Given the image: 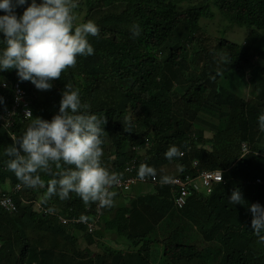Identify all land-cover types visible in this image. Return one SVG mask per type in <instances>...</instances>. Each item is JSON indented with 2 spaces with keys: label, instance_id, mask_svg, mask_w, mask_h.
Returning a JSON list of instances; mask_svg holds the SVG:
<instances>
[{
  "label": "trees",
  "instance_id": "trees-1",
  "mask_svg": "<svg viewBox=\"0 0 264 264\" xmlns=\"http://www.w3.org/2000/svg\"><path fill=\"white\" fill-rule=\"evenodd\" d=\"M190 3L192 0H78V7L73 10L74 16H82L79 22H76L75 19V25L92 21L99 31L96 36L88 38L94 48V54L77 57L82 62L83 69L70 73L68 75L69 83L74 89L79 90L81 102L87 106L81 108L82 113L96 114L107 120L104 126L105 133L102 137L101 165L103 166V160L107 153L112 155L111 157L114 159L112 169L115 176L124 171L128 162H132L135 157L134 146L149 147L147 160L137 163L135 173L138 176H140L141 166H144V176L156 175L162 181L163 177L160 173L162 167L168 164L173 165V163L177 164V167L180 166L182 172L192 173L190 164L194 158L202 162L201 168L219 169L218 160H210L209 157L203 160L205 153L200 157L196 152H205L198 149L199 143L207 145L210 142L212 144L210 153L215 159L226 157L222 152L224 138L220 142H211L212 140H204L203 131H198V136L195 133L192 135L191 131L194 124H202L206 121V114H210L211 117L216 112L227 109L218 116L224 120L230 115V110L236 106L235 100L230 96L227 97V101L223 99L224 96H227L228 90L220 83L218 84L221 74H217L222 64L226 66V70L230 71L235 68L238 72H243L245 66H250V71L253 74L252 85L260 91L259 105L255 104L252 110L248 109L249 103H242L243 115L237 129V132L241 133L239 148L243 142L251 140L249 139L251 125L254 130H257L259 136L264 137V132L259 130L257 119L258 115L264 112V62L262 61L264 60V48L256 46L261 38L264 42V0H199L196 4ZM185 4L190 5L185 6ZM29 5L16 8V14L22 15ZM84 10L85 14H83ZM215 11H218L222 21L231 27L238 26L248 29L249 33L244 43L221 38L213 50H209L204 46L205 44L203 45L202 36L199 35V32L202 31L201 21L214 19ZM4 14L0 12V15ZM134 26H138L136 30L139 35L134 34ZM3 39V35L0 34V40ZM193 42L199 44V52L195 53L193 58H189V48ZM3 47L4 45L0 43V48ZM255 56L256 63L253 60ZM203 59L206 60L205 73L198 80L195 79L189 83L185 79L186 73H189L194 65L199 67L198 64ZM0 79L9 85L8 89H3L0 85V97L4 98V102L0 103V112L5 106V99L13 94L12 88L16 82H20L25 88H35L30 81L21 82L17 77L16 70L0 72ZM260 79L261 84L258 83ZM211 80L216 82L217 86L214 88L213 99L204 103L208 112L203 113V117L198 120L196 114L193 116L188 114L186 117L189 119L178 117L175 103L172 100V97L176 95V93L174 94L175 87L186 84L187 88L184 95L181 96V100L190 106L198 99L199 95H203L209 90L208 82ZM104 84H115L119 87L118 90L125 98L127 110L130 112L129 120L116 109L108 106L97 107L93 102L95 95L101 97L102 93L97 88L102 89ZM88 94H91V97ZM60 101L61 99L47 105L44 100L39 99L33 105V119L40 118L51 121L59 113ZM33 119L13 127L11 133L0 127V185L6 184L8 181L13 186L22 184L15 173L7 167L10 157L6 150L23 135ZM211 125L218 134L231 127L214 121ZM11 134H14L15 137L13 138ZM190 144L194 146L195 152L191 153L192 158L189 162L186 161V158L191 154L185 158L174 157L171 160L165 157L170 146L174 145L178 149L181 146L179 149L181 151ZM227 158L224 165L228 168L235 163L238 167L241 165L247 167L250 163H256L259 166L262 170L261 178L255 179L254 184L259 195L258 202H262V198H264V150L251 145V153L244 159L239 160V156ZM61 164L62 162H60V167L56 166V169L52 170L49 182L52 179H58L59 174L71 166L64 164L62 166ZM53 165L56 164L50 163L51 167ZM147 169H152V172L149 173ZM46 170L34 175L38 174L41 179H46ZM258 179H261L262 184L256 183ZM49 182H46L42 190L37 187L28 188L22 184V191L11 195L19 207L18 213L7 214L0 208V262H5L6 256L15 250V238L20 234V228L23 226L62 236L72 244L77 242L74 236L75 231H83V237L87 244H93V239L99 243L102 239L110 238L117 245L126 244L132 250H137L135 252L140 261L138 260L136 264L153 262L152 259L156 257L153 249L155 244H161L160 258H162V262L169 264L202 260L203 256L205 261L209 258L207 252L210 246H205L206 249H204L205 247L201 248V246L192 243H184L174 232L169 233L168 237L166 233V237L162 239L150 236L149 232L145 231L147 230L145 227L150 223L143 222L144 220L140 221L144 217L139 220L143 231L136 230L135 226L138 224V220L135 221V219L138 218L137 214L142 213L138 202L132 201L126 205H120L119 202L114 203L113 201L110 206H106L100 216V228L93 235L88 234L84 226L75 229L62 224L58 218L43 216L40 211L35 209L34 204L25 207L22 205L23 199L30 202L41 201L47 209L69 212L72 216L88 219L96 217V202L85 203L74 192L70 193L66 199H61L58 195L46 197L45 193ZM228 189L230 190L225 191L223 188L219 195L231 192L233 187ZM154 194L146 199L166 198L169 195L173 198L169 185L156 186ZM121 195L118 193L115 194V197L120 198ZM1 196L2 193H0ZM212 196L193 195L187 206L181 211H185L190 205L196 206L199 203L208 205L209 210L201 212V215L196 213L193 219L198 220L202 216L203 218L199 222L207 225L208 218L213 215L214 211L213 204L208 202ZM150 213L148 212V215ZM242 225V223L240 225L226 224L225 237L231 245L237 243L239 239L246 242L245 249L240 251L230 245L228 247L224 244L222 247L216 245L219 250L212 253L211 257L218 259V255H222L221 264H264V244L258 241L253 229H245ZM203 236L210 241L213 239L209 233H205ZM23 240L25 241V239ZM120 252H111L105 247L104 252L98 255L103 256L99 257L102 263L108 264L106 258L113 257ZM30 255L31 248L26 246L22 250L17 264H39L31 259ZM89 264H94V262Z\"/></svg>",
  "mask_w": 264,
  "mask_h": 264
},
{
  "label": "clouds",
  "instance_id": "clouds-1",
  "mask_svg": "<svg viewBox=\"0 0 264 264\" xmlns=\"http://www.w3.org/2000/svg\"><path fill=\"white\" fill-rule=\"evenodd\" d=\"M25 5H29V0H0V12L5 13L0 15V34L4 37L3 40H0V43L4 45L3 48H0V72L16 70L17 77L21 82L30 81L35 86V88L26 89L35 90L38 95L36 101H38L41 99L39 96L41 91L51 90L53 88L52 81L61 78L66 69L73 67L78 56L94 54V48L88 38L96 36L99 29L92 21L75 25L76 17L73 10L78 7V0H40L39 3L37 0H31V4L25 8L23 14L18 16L15 9ZM137 28L138 26H134L135 35H139ZM0 85L6 86L2 79H0ZM3 102L4 98L0 97V103ZM86 107L81 102L79 90L67 83L60 101L59 113L51 121L40 118L33 119L23 135L6 150L10 157L7 167L15 173L24 186L35 188L42 185V180L40 175L34 174L41 169H47L50 163H55L57 167H60V162H63L64 165L74 166L66 168L59 174L58 179H52L49 182L46 197L58 195L61 199H66L70 193L74 192L85 203L96 202L97 205L98 202L99 206L103 208V212L104 208L110 206L115 200V194L125 195L126 193L110 191L116 183L117 175L111 174L101 165L102 137L105 133L104 126L107 120L96 114L82 113L81 108ZM26 115L31 117V111H28ZM257 119L259 130L264 132V112L259 114ZM243 143L250 146L251 153V144L247 141ZM197 147L204 150L206 145L199 143ZM134 148L141 151L139 156ZM148 148L134 146L135 157L133 160L138 156V163L146 161ZM194 149V146L190 144L180 151L173 145L168 148L165 157L171 160L174 157L183 156L182 151L189 150L184 157H181L185 158L193 153ZM244 158H241L240 155L239 160ZM194 161L199 162V169L213 170L201 168L202 162L194 158L190 164L192 173L194 172L192 169ZM177 168V174L171 176L170 179L163 177L161 181L156 175L146 176L148 178L157 177L159 184L143 187L155 188V193L158 185L171 186L172 202L175 206V190L170 181L176 176L191 174L182 172L180 166ZM147 171L151 173L152 169H147ZM144 173L145 168L141 166L140 176L143 177ZM134 175L138 176L136 173ZM258 180L261 181V179ZM258 180L256 183L262 184V181L259 183ZM220 185H226V183ZM12 190L7 193L15 194ZM3 194L0 199L4 196ZM213 194L205 197H211ZM242 200H244L242 193L238 189L233 190L229 197L230 203L242 205ZM31 204H34V201H31ZM40 204L43 206L42 202ZM0 208L3 210L1 206ZM175 208L178 209L176 206ZM249 211L253 217L251 221L253 233L258 237V241L264 244V206L259 203L252 204ZM3 212L10 214L4 210Z\"/></svg>",
  "mask_w": 264,
  "mask_h": 264
},
{
  "label": "rangeland",
  "instance_id": "rangeland-1",
  "mask_svg": "<svg viewBox=\"0 0 264 264\" xmlns=\"http://www.w3.org/2000/svg\"><path fill=\"white\" fill-rule=\"evenodd\" d=\"M198 1L199 0H192V3L190 4H196ZM37 2L39 3L40 0H37ZM190 4H185V6H189ZM215 12L216 14L214 19H203L201 21L202 31L199 32V35L202 36L203 45L205 44V47L209 48V50H213L218 43V40H220L221 38H225L236 43H244L246 36L249 33L248 29L238 26L231 27L230 25L222 21L218 11ZM83 14H85V10ZM75 17L76 22H79L82 19V16L75 15ZM256 46H258L259 48H264V42L262 41V38L258 40ZM199 47L200 46L199 44H197V42H193V44L189 48V58H193L194 54L199 52ZM253 60L255 63L257 62L256 56L255 58H253ZM262 61L264 62V60ZM81 64L82 62H80V59H77V62L73 67L66 69L65 72L62 73L61 78L55 79L52 82L53 88L51 90H42L39 95L41 97V100H44L45 103L49 105L50 103L61 99L62 94L65 91V86L70 81L68 75L70 73L82 71L83 65ZM198 65L199 67L194 65L192 67V70L189 73H186L185 79L189 83H191L195 79L198 80L205 73L206 60H201ZM250 70V66H245L243 72H238L235 68L228 71L226 70V66L224 64L219 67L217 74L220 73L221 77L218 80V84L220 83L228 90V92H226L227 96H224L223 99L227 101V97L230 96L236 102L235 108L233 110H230V115L224 120L223 118L218 116L222 114L221 112L227 111V109H224V111L220 110L211 117L210 114H206L208 110H206L204 103L213 99L214 88L217 86V83L213 80L208 82L209 90L205 94L199 95L198 99L195 100L194 103L190 106H188L181 100V96L184 95L187 88L186 84L182 86H176L174 90V94L176 93V95L172 97L173 103H175V111L178 113V117L187 118L186 116L188 114L189 116H193V114H196L198 115V120L203 117V113L207 115V119L206 121H204V123L194 124L191 131V134L193 133L192 135H194V133L197 135L198 131H203L204 140H212L211 142H220L221 139L224 138V141L222 142V152L226 157L215 159V157L210 153L212 151V144L210 142L206 145V147H204L205 152H196V154L200 157L201 154L205 153L203 160L206 157H209L210 160H218V168L221 169L224 173V176H226L225 180L227 179L226 185H218L215 188V194L208 201L209 204H213L212 207L214 208V211L212 213V216H210L209 218L207 216V225H205V223L199 222L203 218L202 216H200L198 220L193 219L196 216V213L200 214L201 212L209 210L208 205L199 203L196 206L190 205L185 211H181L175 208L172 202L171 195H169V197L167 198L159 197V199L153 198L151 200H147L145 197H141V192H143L142 188H144L142 186H136L131 191L126 193L130 198H133L135 202H138L139 209L142 211L141 214H137L138 218L135 219V221L138 220V224L135 226L136 230L143 231V229L139 225V222L144 220L143 222L150 223L149 226L145 227L147 228V230L145 231L149 232L148 234L152 237H158L162 239L163 237H166V235L168 237L169 233L174 232L180 237V241L184 243H192L197 246H201V248L210 246V249L207 252L209 258L206 261L203 256L204 260H195L193 262L185 261L180 264H221L220 262L222 260V255H218L220 259L211 257L212 253L218 252L219 250L218 248H216V245H220L221 247L223 244L227 247L230 245L234 249L243 251L246 247V242L239 239L237 240V243L231 245L226 240V224L230 223L240 225L242 223V227L251 230V221L253 217L251 212L249 211L250 205L259 203L260 205L264 206V198H262V202H258L259 195L257 187L254 184L255 179L259 178L261 175L262 170L259 168V166L256 163H250L249 165H247V167L242 165L238 167L236 163L229 168L224 165L225 160H228L227 157H240L241 155L242 144L239 148L241 133H238L237 129L241 123L240 119L243 115L242 103H249L250 106L248 107V109L252 110V107L255 104H258L261 100L259 95L260 91L255 89L252 85L251 81L253 78V74ZM258 83H262L261 79L258 81ZM118 89L119 87L115 84H104V87L102 89L98 87L97 90L102 94L101 97H96L95 95V99L93 100V102L96 103L97 107L108 106L109 108H114L119 113H123L127 117L126 119L129 120L130 112L127 110L125 98ZM88 95L91 97V94ZM213 121L218 124L221 123L224 126L231 127L225 132L218 134L217 130L211 125ZM249 131V139H251L249 143L254 147H258L260 150H264V137H262V135L259 136V133L257 132V130L253 129L252 125L250 126ZM199 134L202 135L201 132H199ZM192 154L186 158L187 162H189L192 158ZM111 156L112 155L107 153L103 160V167L111 174H113L112 166L114 163V159ZM61 165L63 166V162ZM173 166L177 167V164L173 163ZM53 169H56V165H53L51 167L49 164V167L45 172L47 178L41 179L42 185L37 186L39 190H42L46 182H49ZM44 170L45 169H41L38 172L42 173ZM172 170H174V168H172ZM172 173L173 175H175L177 174V171H172ZM6 187L7 188L4 189V191L3 188L0 187V193H4L3 195L8 194L14 186L10 181H8V185ZM229 187H233V190L238 189L242 193L244 199L241 201L242 205H235L233 203H230L229 197L233 190H231V192L229 193H223L221 196L219 195L220 193H222L223 188L225 191H229ZM151 191L153 192V195H155V188ZM130 198H128V201H130ZM148 212L151 213L148 215ZM142 217H144V219L140 220ZM148 218L150 219L147 220ZM99 228L100 226L98 223V229ZM205 233H209L212 235V241L204 238L203 235ZM74 236L77 240L76 244L70 243L62 236L44 233L43 231H37L23 226L22 228H20V234H18V236H16L15 238V250L11 254H8L6 256L5 264H17L18 258L21 255L22 250L26 246H29L31 248V259H33L35 262H38L39 264H89L91 262H94V264H104L99 258H102L103 256H100L98 254L103 253L105 247L111 252L121 251L119 254L113 257H107L108 259L106 258V263L108 264H136L139 260L138 255L135 252L137 250H132L128 247V245H117L110 238L102 239L101 241H99V243H96L95 239H93V244H87L85 238L83 237V231L75 232ZM23 239H25V241ZM206 247L204 249H206ZM161 248V244L154 245L153 249L155 250L154 254L156 257L155 259H152L153 262L150 264H169L166 262H162V258H160L158 250H161Z\"/></svg>",
  "mask_w": 264,
  "mask_h": 264
},
{
  "label": "built area",
  "instance_id": "built-area-1",
  "mask_svg": "<svg viewBox=\"0 0 264 264\" xmlns=\"http://www.w3.org/2000/svg\"><path fill=\"white\" fill-rule=\"evenodd\" d=\"M2 85L3 89H8L9 85L4 82ZM13 94L5 99V106L0 112V127L11 133V129L19 124H25L34 117L33 105L38 99L37 92L35 90H28L24 88L20 83H15L12 88ZM19 98V99H18ZM31 111L32 116L27 117L26 113ZM14 138V135L11 134ZM137 151L138 156L141 151L138 148H134ZM190 150V149H189ZM182 151L184 157L188 152ZM250 153V146L247 143H243L241 147V158L246 157ZM138 156L130 162L125 170L116 176V183L112 186L110 191L127 193L134 187L141 185H157L159 181L157 177L148 178L146 176H135V167L139 161ZM192 169L194 170L191 174H182L176 176L170 181V184L175 190L174 203L178 209L186 207L189 198L193 195H204L210 196L215 191V188L220 184H225V178L222 170H205L199 169V162L194 161L192 163ZM261 183L260 180H258ZM22 191V185L18 184L13 187L12 192L18 194ZM41 202H34L36 210L40 211L45 217L58 218L59 221L66 226L86 227L88 234H94L98 229V223L102 209L98 202L96 205V217L93 219L77 217L70 215L69 212L56 211L53 209H47L43 207ZM30 201L23 200L24 206H29ZM0 206L2 209L10 214L18 212V205L9 194H5L0 199Z\"/></svg>",
  "mask_w": 264,
  "mask_h": 264
},
{
  "label": "crops",
  "instance_id": "crops-1",
  "mask_svg": "<svg viewBox=\"0 0 264 264\" xmlns=\"http://www.w3.org/2000/svg\"><path fill=\"white\" fill-rule=\"evenodd\" d=\"M171 168V169H170ZM172 168H174V170H172ZM172 171H177L178 172V169H177V167L176 166H173V165H171V164H168V165H165V166H163L162 167V169H161V171H160V173H161V176L162 177H168V179H170L171 178V176H173V173H172ZM8 185V182L6 183V184H2V185H0V187H2L3 188V191H4V189H6L7 186ZM143 187V186H142ZM153 188H150V187H144V188H142V191L143 192H141V194H142V198H146V197H150V195L151 194H153V192L151 191ZM128 198H130L127 194H125V195H121V197L120 198H117V197H115V200H114V203H117V202H119L120 203V205H126L127 203H129V202H132V201H134L135 202V200L133 199V198H130V201H128ZM167 198V197H166ZM126 244H122L121 246H125ZM159 251V252H158ZM157 252L158 253H160L161 252V250L159 249ZM162 254V253H161ZM160 254V255H161ZM0 264H5V262H0Z\"/></svg>",
  "mask_w": 264,
  "mask_h": 264
}]
</instances>
